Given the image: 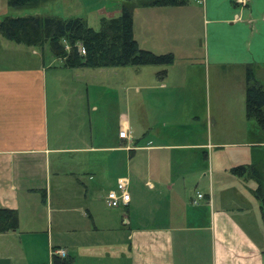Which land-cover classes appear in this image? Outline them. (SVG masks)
Returning <instances> with one entry per match:
<instances>
[{
  "label": "crops",
  "instance_id": "crops-1",
  "mask_svg": "<svg viewBox=\"0 0 264 264\" xmlns=\"http://www.w3.org/2000/svg\"><path fill=\"white\" fill-rule=\"evenodd\" d=\"M197 1L204 62L252 66L264 86V0ZM188 4L159 7L167 8L170 23ZM14 42L0 31V47L21 61L0 65V207L19 214L17 229L0 232V261L51 264L54 249L62 247L73 264H264L260 201L256 215L251 203L216 196L214 152L206 186L199 187L205 161L184 155V145L207 144L184 143L180 118L172 125L149 117L136 125L129 118L123 99L129 109L128 101L152 84L117 76L109 66L66 67L54 54L46 57L45 47ZM160 86L169 87L166 77ZM113 90L116 99L108 95ZM229 107L223 105L227 113ZM101 108L115 117L98 134L92 113ZM125 126L128 138L119 135ZM231 173L246 182L250 176ZM121 177L129 179L131 199L110 206L107 193L121 188Z\"/></svg>",
  "mask_w": 264,
  "mask_h": 264
},
{
  "label": "rangeland",
  "instance_id": "rangeland-1",
  "mask_svg": "<svg viewBox=\"0 0 264 264\" xmlns=\"http://www.w3.org/2000/svg\"><path fill=\"white\" fill-rule=\"evenodd\" d=\"M143 2L144 0H45L36 6H15L9 0H0V21L5 15L56 14L63 17H83L89 24L98 27L103 15L121 14L123 5L128 6L134 17V32L139 44L158 53H174V61L171 63L128 64L107 68L110 73L126 77L130 81L133 77H140L142 83L153 85L144 89L139 98L129 100V109L125 98L123 99L126 110H129V118L136 125H140L141 119L145 117L158 124L169 120V125H172L170 120L180 118V122L184 121V143L201 141L207 144L203 147L184 145V155L197 154L200 160L203 158L205 161L202 169L206 170L207 175L199 183V187L203 189L206 186L210 174L207 167L212 161L208 154L214 152L216 196H227L229 201L251 203L255 214L261 215L258 208L260 200L255 198L254 191L249 187H254L257 181L252 175L254 166H259L264 174V144L260 142L264 140V129L254 118L246 116L248 68L207 65L204 62L202 42L205 41V24L201 14L202 2L190 0V7L179 8L184 9V12L170 23L164 14L167 8L157 6L162 14L155 15L154 8ZM22 45L28 46L24 43ZM45 53L46 57L53 55L49 44L45 45ZM16 62H21L19 55L13 50L0 47V65ZM58 64L63 66L62 62ZM91 69L92 72L99 71L97 68ZM164 70L167 74L161 77ZM259 70L261 69L257 70L258 74ZM165 77L169 87L160 86ZM171 89V96L163 94ZM122 92L124 89H119L118 96ZM108 95H112L111 99H116L117 90ZM223 105H230L229 113L224 110ZM114 113L110 111L106 117L103 108L92 113L94 128L98 134L105 133L108 122L112 123L115 117ZM97 114L100 116L99 120L96 118ZM227 118L233 123H218ZM219 138L228 143L221 146L214 144ZM243 163L249 166L250 176L247 182L246 178L236 177L231 173V166ZM193 188L196 189V179H193ZM239 190L240 193L236 192ZM260 223L264 230L261 216ZM257 235L261 238L260 234ZM1 243L3 242L0 240ZM193 255L187 256L192 258ZM0 264L5 263L0 261ZM13 264L19 263L14 261Z\"/></svg>",
  "mask_w": 264,
  "mask_h": 264
},
{
  "label": "trees",
  "instance_id": "trees-1",
  "mask_svg": "<svg viewBox=\"0 0 264 264\" xmlns=\"http://www.w3.org/2000/svg\"><path fill=\"white\" fill-rule=\"evenodd\" d=\"M45 0H9L15 6H36ZM190 0H144L145 5H185ZM118 15H103L95 27L83 17H63L56 14L5 15L0 21V31L6 37L27 45L45 47L61 58L66 67H101L171 63L173 52L158 53L142 47L134 33V17L128 6ZM83 45L85 52H82ZM163 72L166 73V70ZM246 90V115L254 118L264 129V86L256 78L255 69L248 66ZM253 167V165H252ZM235 174L248 173L246 163L231 167ZM258 180L254 195L260 200L264 220V177L259 166L253 168ZM19 214L15 208L0 207V232L17 229ZM49 264V263H40ZM51 264H73V257L53 253Z\"/></svg>",
  "mask_w": 264,
  "mask_h": 264
},
{
  "label": "built area",
  "instance_id": "built-area-1",
  "mask_svg": "<svg viewBox=\"0 0 264 264\" xmlns=\"http://www.w3.org/2000/svg\"><path fill=\"white\" fill-rule=\"evenodd\" d=\"M240 3H246L247 0H237ZM80 49L82 52H85V48L83 45H80ZM119 135L121 137H129V132L127 126L121 127L119 131ZM121 188L119 189H110L107 193L106 201L110 206H119L124 203H128L131 199V194L128 189L129 179L127 177H121L120 179ZM202 193H199V196H202ZM53 253H58L62 256L67 255V250L65 248H57L54 249Z\"/></svg>",
  "mask_w": 264,
  "mask_h": 264
}]
</instances>
